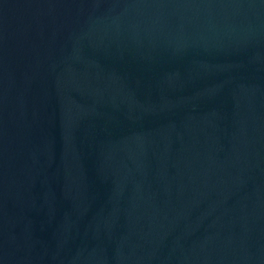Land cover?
<instances>
[{
  "label": "water",
  "instance_id": "obj_1",
  "mask_svg": "<svg viewBox=\"0 0 264 264\" xmlns=\"http://www.w3.org/2000/svg\"><path fill=\"white\" fill-rule=\"evenodd\" d=\"M0 264H264V0H0Z\"/></svg>",
  "mask_w": 264,
  "mask_h": 264
}]
</instances>
